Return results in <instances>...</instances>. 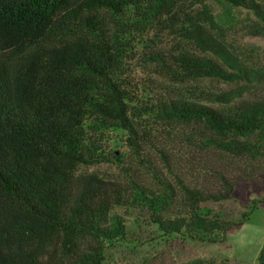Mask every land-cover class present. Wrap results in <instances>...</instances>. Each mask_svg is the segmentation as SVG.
Masks as SVG:
<instances>
[{
    "label": "trees",
    "instance_id": "1",
    "mask_svg": "<svg viewBox=\"0 0 264 264\" xmlns=\"http://www.w3.org/2000/svg\"><path fill=\"white\" fill-rule=\"evenodd\" d=\"M212 1L264 36V0H0V264H103L135 240L121 208L207 244L248 220L201 208L264 185V56L240 54ZM136 60L180 87L138 90ZM202 80L224 89L187 85ZM173 130L188 149H167ZM118 134L132 165L110 149ZM156 164L191 180L160 179Z\"/></svg>",
    "mask_w": 264,
    "mask_h": 264
},
{
    "label": "rangeland",
    "instance_id": "2",
    "mask_svg": "<svg viewBox=\"0 0 264 264\" xmlns=\"http://www.w3.org/2000/svg\"><path fill=\"white\" fill-rule=\"evenodd\" d=\"M211 10L215 20L222 26L230 24L234 27L229 30L230 38L241 48L240 54L247 55L251 49L258 51L264 56V36L249 37L241 32V26L246 23L244 17L247 13L240 9H233L222 1L210 2ZM238 24L235 25V21ZM140 51H143L140 49ZM131 82L138 90H153L162 93L165 86H170L175 90L180 87L176 82L165 79L160 75L154 64L144 63L143 60H136L131 70ZM198 84L213 91L224 89V86L216 81L202 80L198 82H188L187 85ZM183 86V85H182ZM161 89V90H160ZM162 91V92H161ZM191 131V128H177L178 133ZM115 142L110 145V149L115 152L116 157L124 155V162L130 163L128 159L133 157L131 151L121 144L125 138L118 134ZM173 140L168 145V150L185 151L190 146L183 143L172 131ZM122 146V147H121ZM174 154V151H171ZM154 152L151 158L154 160ZM197 155L194 161H197ZM131 165L134 163H130ZM136 171L141 174L147 173L152 181L156 182L151 172L145 171V166L137 165ZM157 166V167H156ZM155 166L152 171L163 179L166 177L170 182L175 176H181L186 181H190L185 167ZM195 170L194 168L191 171ZM108 171L119 173L115 166H110ZM193 173V172H191ZM202 212L208 216H217L226 221L238 222L243 213H248V220L240 227H234L227 233L226 239L222 243L207 244L188 239L181 235L165 236L159 233L140 211L133 210L128 213L124 208L118 211L123 216L133 221L134 242L114 243L106 252L103 264H257V259L264 243V185L260 183L241 182L234 190L233 197L229 201L206 202L201 205Z\"/></svg>",
    "mask_w": 264,
    "mask_h": 264
}]
</instances>
